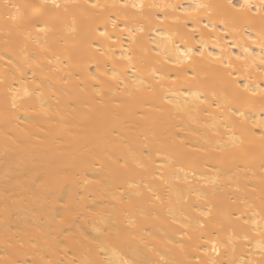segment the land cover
<instances>
[{
	"label": "bare ground",
	"instance_id": "1",
	"mask_svg": "<svg viewBox=\"0 0 264 264\" xmlns=\"http://www.w3.org/2000/svg\"><path fill=\"white\" fill-rule=\"evenodd\" d=\"M262 58L264 0H0V264H264Z\"/></svg>",
	"mask_w": 264,
	"mask_h": 264
},
{
	"label": "snow or ice",
	"instance_id": "2",
	"mask_svg": "<svg viewBox=\"0 0 264 264\" xmlns=\"http://www.w3.org/2000/svg\"><path fill=\"white\" fill-rule=\"evenodd\" d=\"M140 7H142L143 5H139ZM243 7V6H241ZM262 62H264V58H262ZM213 250H215V245H213Z\"/></svg>",
	"mask_w": 264,
	"mask_h": 264
}]
</instances>
